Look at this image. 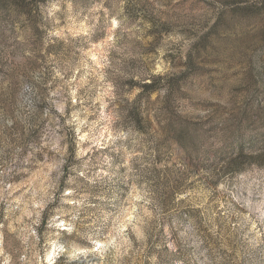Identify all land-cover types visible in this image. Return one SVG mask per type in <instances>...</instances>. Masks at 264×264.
<instances>
[{"label":"rangeland","instance_id":"1","mask_svg":"<svg viewBox=\"0 0 264 264\" xmlns=\"http://www.w3.org/2000/svg\"><path fill=\"white\" fill-rule=\"evenodd\" d=\"M0 264H264V0H0Z\"/></svg>","mask_w":264,"mask_h":264},{"label":"trees","instance_id":"2","mask_svg":"<svg viewBox=\"0 0 264 264\" xmlns=\"http://www.w3.org/2000/svg\"><path fill=\"white\" fill-rule=\"evenodd\" d=\"M239 147H240V151H242L243 150V142H240Z\"/></svg>","mask_w":264,"mask_h":264}]
</instances>
